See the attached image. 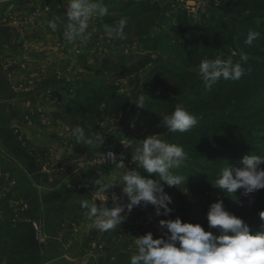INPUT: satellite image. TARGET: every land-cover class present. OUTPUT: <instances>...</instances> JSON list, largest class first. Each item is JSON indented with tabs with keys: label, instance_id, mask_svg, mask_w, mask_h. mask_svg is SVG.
Here are the masks:
<instances>
[{
	"label": "rangeland",
	"instance_id": "1",
	"mask_svg": "<svg viewBox=\"0 0 264 264\" xmlns=\"http://www.w3.org/2000/svg\"><path fill=\"white\" fill-rule=\"evenodd\" d=\"M103 3L108 7L109 15L90 22L88 32L91 35L86 43L78 39L71 43L65 41L64 13L67 6L64 4L51 10L48 4L42 3L33 5L25 13L19 9V12L6 15L8 22L13 20L21 34L24 35L28 29L25 25L32 23L35 26H31L30 32L35 29L37 34L40 31L44 35L41 38L32 37L31 40L27 37L28 41L25 42L28 47L21 46L23 48L18 56L6 52L1 66L14 93L25 98L33 97L42 89L36 83L23 82L32 75L26 72L25 65L35 49L36 52L41 50V43L47 44L43 54L50 53L46 61L55 64L50 66L53 84L47 94H52L53 102L60 103L52 121L66 126L70 131L81 126L87 137H104V144L97 146L98 152L87 159L83 157L84 160L81 157L71 158L90 161L93 176H97L94 180L116 183L108 192L107 207H113L111 193L120 195L121 186L117 183L122 184L120 174L126 169L143 170L137 169L131 161L137 141L148 135H159L158 138L165 141L168 130L159 127L161 117L170 114L176 104H181L198 121L186 132L188 136H195L197 127L202 134H210L214 138L221 136L222 141H226L224 135L214 132L215 124L199 123L204 114L215 113L231 126L241 131L246 129L243 133L257 135L259 140H254L249 145L250 149L240 150L245 154L238 161L227 162V159L211 151L202 150L192 160H186L180 169H174L175 174L185 177V180L177 188L165 185V191L173 201L169 207L174 209L168 217L156 216L149 205L146 209L133 208L120 227L108 232L101 233L89 228L91 221L87 216H82L84 220H79L81 222L70 230L49 232L41 222V216L33 214L20 191L5 188L0 189V220L5 221L8 227L19 224L31 227L33 243L38 247L42 264L63 255L71 259L88 258L91 264H129L131 255L135 254L134 238L148 232L153 234L154 239L163 236L166 230L158 227L161 219L174 220L179 217L184 223L200 224L205 231L219 235L217 229L208 228L206 219L210 205L218 199L223 200L226 211L249 226L251 234L264 231V222L259 217V213L264 211V189L244 197L240 192L227 196L211 186L226 167L230 170L240 167L244 156H264V0H103ZM141 3H151L156 7L148 10L140 6ZM179 14L187 16L192 32L204 21L222 26L228 44L223 47L211 44L208 50L197 56L190 53L192 49L189 47L179 48L180 43L186 42V35L177 38L169 31ZM53 18H56V31L47 25V21ZM121 18L128 20L124 38H109L104 25L114 26ZM249 31L260 34L252 46L245 44ZM208 33H211L210 29ZM166 35L171 38L164 43ZM33 48L34 52L31 50ZM241 54L247 55L246 62L241 61ZM217 58L241 63L244 74L239 80L221 79L207 88L199 65L204 59ZM199 91L203 92V96H197ZM144 94V106L138 108L132 103L133 99ZM159 95L173 98V106L161 109L156 103ZM196 97L202 98V102L193 103ZM242 103L254 105L253 114L245 121L238 118ZM24 118L27 121L30 117L26 114ZM71 138L75 139L73 135ZM79 145L85 149L94 147L83 142ZM109 150L117 154V161L123 154L126 169H117L115 165L100 160L99 153ZM68 155L75 156L76 153ZM209 156L216 162L210 164ZM261 167L264 168V165ZM153 180L158 181L159 176ZM118 203L126 205L127 197L124 196ZM96 204L99 206L101 201L97 200ZM79 210L80 213L84 212L83 209ZM34 227L38 230V236ZM15 248V243L9 244V249ZM14 259L8 257L6 263L15 264Z\"/></svg>",
	"mask_w": 264,
	"mask_h": 264
},
{
	"label": "clouds",
	"instance_id": "2",
	"mask_svg": "<svg viewBox=\"0 0 264 264\" xmlns=\"http://www.w3.org/2000/svg\"><path fill=\"white\" fill-rule=\"evenodd\" d=\"M66 24L63 37L66 42L80 40L86 43L90 38L88 32L90 22L109 15L108 7L103 0H66ZM56 18L47 21L52 31L57 30ZM127 18H121L114 25H104V31L109 38H124ZM258 32L249 31L245 44L252 46L259 37ZM241 61L248 57L241 54ZM205 87L211 88L219 80H239L244 74L241 63H233L231 59H204L199 65ZM144 93V92H143ZM145 94L134 97L133 104L143 108ZM159 127L170 132L185 133L191 130L198 121L194 115L181 104H176L174 110L161 117ZM77 143L89 146L104 144V137L95 135L87 137L81 126L72 130ZM159 135H148L137 141L132 151L131 161L137 169H143L147 174L159 176V180L146 178L137 170H127L121 154L117 161V154L109 150L99 153L102 162L111 161L117 169H126L120 174V195L111 193L113 207H107L108 192L116 183L111 180L104 182L98 179L94 182L92 199L80 201L81 208L91 221L89 228L101 233L114 230L125 222L133 208H147L151 205L156 216H170L174 209L169 207L173 203L171 196L165 191V185L176 187L184 183L185 177L175 174L174 169L185 165L187 153L183 147L168 143L158 138ZM264 156L247 155L241 161V166L235 169L226 167L221 176L215 179L211 186L221 190L224 194L240 192L247 197L264 189ZM160 181L163 183L161 184ZM124 196L128 203H118ZM228 196V195H227ZM101 201L97 206L96 201ZM264 222V211L259 213ZM208 228L217 229L219 235L205 231L200 224L184 223L179 217L161 219L159 229L166 230L161 238H153L148 232L134 238L135 254L131 255L129 264H264V231L251 234L249 226L234 214L224 208L223 200L218 199L210 205L206 215ZM264 227V224H262Z\"/></svg>",
	"mask_w": 264,
	"mask_h": 264
},
{
	"label": "crops",
	"instance_id": "3",
	"mask_svg": "<svg viewBox=\"0 0 264 264\" xmlns=\"http://www.w3.org/2000/svg\"><path fill=\"white\" fill-rule=\"evenodd\" d=\"M42 3L48 4L51 10L60 4L67 6L66 0H0V189L20 191L33 214L41 216L46 231L62 232L74 228L81 222L79 220H84L82 216H86L85 210L80 213V201L92 199V185L97 176H93L90 161L76 159H87L98 152V147L83 148L79 145L82 142L71 138L72 131L53 123L60 103L53 102L52 94H47L53 84L50 66L55 64L46 61L50 55L43 54L46 43L39 45L41 52L31 49L34 53L25 65L26 72L32 75L23 82L40 86L42 90L37 95L25 98L14 93L1 66L6 52L18 56L28 44L25 41L44 35L40 31L37 34L35 29L30 32L31 26H35L32 23H27L28 29L21 34L13 20L8 22L6 15L19 12V9L25 13L33 5ZM26 114L30 117L27 121ZM74 152L75 156L68 155Z\"/></svg>",
	"mask_w": 264,
	"mask_h": 264
},
{
	"label": "trees",
	"instance_id": "4",
	"mask_svg": "<svg viewBox=\"0 0 264 264\" xmlns=\"http://www.w3.org/2000/svg\"><path fill=\"white\" fill-rule=\"evenodd\" d=\"M130 4L133 3L130 2ZM140 6H143V8L148 10H153V8L156 7V5H152L151 3H141ZM209 29L211 30V33H208ZM169 31L177 38L186 35V42L180 43L178 47L181 49L189 47L192 49L190 53L195 54L196 56L201 54V52L208 50L211 44L223 47L229 42L224 28L218 24L214 25L210 21H204L199 25L196 31H190V25L185 14H179L177 16L175 25L171 27ZM170 38V35L164 36V43L169 41ZM196 94L197 96H203L202 91H199ZM209 94L211 95V92ZM194 100L193 103H200L203 99L196 97ZM173 102V98H168L165 95H159L156 101L161 109H170L173 106ZM241 105L238 118L241 119V121H245V118H248L250 114H253L252 110H254V105L245 103H242ZM241 121H239L240 124L244 125V122ZM202 122L204 124H215L213 126L214 132L220 133L222 136L224 135L226 141H222L221 136L214 138L211 137L210 134H202L196 129V127L195 136H188L186 132L179 133L168 131L165 137V142L175 143L182 146L187 153V160H192L195 155L201 154L202 150H205L211 151L223 159H227V162L231 160L235 162L245 154L240 152V150L243 148L250 149L252 142H255L254 140H259L257 135H254L253 133H243L246 129L241 131V129L231 126L228 121L223 120L221 115H216L215 113L204 114L199 123ZM253 132H256V130ZM208 162L212 164L216 162V160L212 156H209ZM139 172L146 178L154 179L155 177L154 174H147L144 170ZM10 243H15L17 248L12 250L9 249ZM8 257L15 258V264H42L38 257V247L33 243V231L29 225L19 224L15 227H8L5 221L0 220V264H7L6 260Z\"/></svg>",
	"mask_w": 264,
	"mask_h": 264
},
{
	"label": "water",
	"instance_id": "5",
	"mask_svg": "<svg viewBox=\"0 0 264 264\" xmlns=\"http://www.w3.org/2000/svg\"><path fill=\"white\" fill-rule=\"evenodd\" d=\"M44 264H89V260L88 258L71 259L67 255H63Z\"/></svg>",
	"mask_w": 264,
	"mask_h": 264
},
{
	"label": "built area",
	"instance_id": "6",
	"mask_svg": "<svg viewBox=\"0 0 264 264\" xmlns=\"http://www.w3.org/2000/svg\"><path fill=\"white\" fill-rule=\"evenodd\" d=\"M107 152V151H106ZM107 163H109V164H111V165H114V164H112V162L111 161H108ZM35 228V230H36V232H37V236H38V230H37V228L36 227H34Z\"/></svg>",
	"mask_w": 264,
	"mask_h": 264
}]
</instances>
